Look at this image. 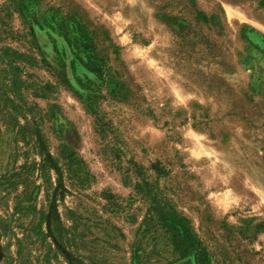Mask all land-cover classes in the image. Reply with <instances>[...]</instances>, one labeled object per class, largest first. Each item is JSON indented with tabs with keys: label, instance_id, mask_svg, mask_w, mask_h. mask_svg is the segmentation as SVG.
I'll return each instance as SVG.
<instances>
[{
	"label": "rangeland",
	"instance_id": "rangeland-1",
	"mask_svg": "<svg viewBox=\"0 0 264 264\" xmlns=\"http://www.w3.org/2000/svg\"><path fill=\"white\" fill-rule=\"evenodd\" d=\"M1 55L22 109L0 107V178L17 180L0 185V264H188L154 200L213 264H264V0H0Z\"/></svg>",
	"mask_w": 264,
	"mask_h": 264
},
{
	"label": "trees",
	"instance_id": "trees-1",
	"mask_svg": "<svg viewBox=\"0 0 264 264\" xmlns=\"http://www.w3.org/2000/svg\"><path fill=\"white\" fill-rule=\"evenodd\" d=\"M64 35L66 36V39H68V45L72 46L74 50L76 49L77 51L82 52V54L84 55H77L76 58H78V60L92 72L98 71L102 76V79H104L107 75H105V72L103 73L102 67L99 66L98 63L93 60L90 50L86 49L87 39L85 40V36H77L76 34H74V36H72L71 38L69 37L68 31L64 32ZM85 57L87 61L85 60ZM0 65H2L1 72L5 74V76L1 80L0 86V89H2V92H0V101H3V103L0 102V107L4 108V106H6V111L9 114H11L12 111H16L19 113L22 107L18 103V97L20 96L21 92L20 81L18 80L17 65L13 62V60H10L8 57L3 55L0 56ZM50 161L51 158L45 156L41 162L34 164V171L37 170V172L42 177H48V171L51 165ZM12 176H14V174L5 176V178L2 179L0 178V185L14 184L17 180H12ZM50 189L51 187L48 186L47 199L50 204V207L48 208L47 212L43 213L42 211L40 212V214L41 220L48 221V223L50 224V232L53 229L54 233H56L57 236H55V240L57 243L55 244L59 248L60 243L64 246L62 241L64 239V236L61 235L62 229L57 226V224H55L58 219V214L56 212V205L54 201L57 198L56 194L50 192ZM150 212L151 215L147 219L152 221L154 220V222L156 221L166 230L171 240V243L179 254V257H189L186 263L213 264L208 248L206 247L202 238L199 237V235L195 232L188 219L180 215L175 208H173L167 203L165 204L159 200H154ZM54 224L55 226L54 228H52V225ZM17 240L20 244L21 240L19 238ZM19 253L20 252L18 251L17 254L19 255ZM8 257L10 258V260ZM8 257L6 264H21L19 259L15 260L14 257Z\"/></svg>",
	"mask_w": 264,
	"mask_h": 264
}]
</instances>
